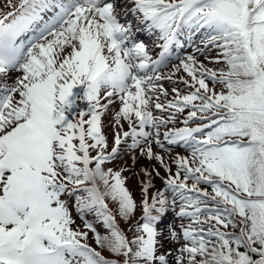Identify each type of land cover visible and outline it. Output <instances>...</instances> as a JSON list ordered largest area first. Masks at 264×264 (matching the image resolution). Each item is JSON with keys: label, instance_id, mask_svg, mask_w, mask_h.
I'll list each match as a JSON object with an SVG mask.
<instances>
[{"label": "snow or ice", "instance_id": "6c2138e0", "mask_svg": "<svg viewBox=\"0 0 264 264\" xmlns=\"http://www.w3.org/2000/svg\"><path fill=\"white\" fill-rule=\"evenodd\" d=\"M127 3L0 11V264H264V0Z\"/></svg>", "mask_w": 264, "mask_h": 264}, {"label": "rangeland", "instance_id": "374dc122", "mask_svg": "<svg viewBox=\"0 0 264 264\" xmlns=\"http://www.w3.org/2000/svg\"><path fill=\"white\" fill-rule=\"evenodd\" d=\"M118 1H120V2H118L117 3V10H120V9H123V8H127V6H128V3H127V0H118ZM17 2V1H16ZM15 3V2H14ZM6 4L7 3H3V4H0V11H3V12H7V11H9L10 9L6 6ZM133 16L131 15V14H129L127 17H123V19L124 20H126V21H129V22H132V20H133ZM146 33H143V34H141V37L142 36H144ZM138 35H140V32H138L137 33V36ZM193 51V49H192V47H190V46H187L186 45V49H185V51H184V53L181 55V56H183V55H185V54H187V53H190V52H192ZM209 55H215V53L213 52V53H209ZM200 58V60H202V61H204V62H207L206 60H204V57L203 56H200L199 57ZM177 61H175L174 63H176ZM219 67L218 65H212V64H210V67ZM10 81L11 80H9V81H0V83H10ZM12 82V81H11ZM170 86L171 85H169V88H170ZM169 91H171V89H169ZM183 150V149H182ZM173 154H175V152H173ZM139 154L137 153V156H138ZM132 158L130 157V159H129V162H130V160H131ZM128 161V160H127ZM129 164V163H128ZM153 164H156V162L155 161H148L147 159H145V158H139L138 160H137V162H136V164H135V166L138 168V170H140V168L141 167H151ZM156 167H160L158 164H156ZM174 167H175V165H173V171H174ZM160 171H161V176H163L164 175V171H163V169L162 168H160ZM131 175L129 176V178H127V179H136V184H137V176L135 175V173H137L136 172V170H131V171H128ZM154 181H156V185L158 186V187H160V186H163V182H162V180L159 178V177H157V178H155V180ZM135 188V187H134ZM134 188H132V189H134ZM135 192V194H137L138 195V191L137 190H134ZM137 191V192H136ZM71 204H72V201L70 200L69 201V205L71 206ZM138 213H139V211H138ZM73 216L75 217V216H77V213L75 212V210H73ZM179 221L176 219V217H175V215H174V213H172L171 211L169 212V213H167L164 217H163V219L161 220V222H160V224H158V228L159 229H164L165 231H166V225H168L169 223H178ZM171 247H173V245H171V244H167V243H165V248H171Z\"/></svg>", "mask_w": 264, "mask_h": 264}, {"label": "trees", "instance_id": "16d2710c", "mask_svg": "<svg viewBox=\"0 0 264 264\" xmlns=\"http://www.w3.org/2000/svg\"><path fill=\"white\" fill-rule=\"evenodd\" d=\"M127 226H128V224L122 222V226H121L122 228H124L125 230H127V228H128ZM103 254L106 255V256L109 255V253H107L106 251Z\"/></svg>", "mask_w": 264, "mask_h": 264}]
</instances>
